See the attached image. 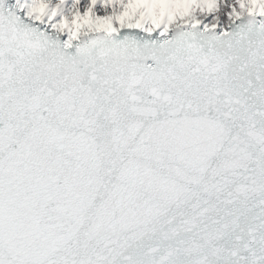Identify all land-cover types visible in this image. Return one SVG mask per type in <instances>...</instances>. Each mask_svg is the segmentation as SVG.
Listing matches in <instances>:
<instances>
[{
    "label": "snow or ice",
    "instance_id": "1",
    "mask_svg": "<svg viewBox=\"0 0 264 264\" xmlns=\"http://www.w3.org/2000/svg\"><path fill=\"white\" fill-rule=\"evenodd\" d=\"M0 264H264V0H0Z\"/></svg>",
    "mask_w": 264,
    "mask_h": 264
}]
</instances>
